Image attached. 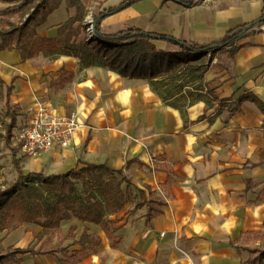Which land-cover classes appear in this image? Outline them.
<instances>
[{
	"label": "crops",
	"instance_id": "1",
	"mask_svg": "<svg viewBox=\"0 0 264 264\" xmlns=\"http://www.w3.org/2000/svg\"><path fill=\"white\" fill-rule=\"evenodd\" d=\"M197 1L186 7L172 0H141L107 17L100 31L111 34L139 28L130 21L126 28L102 30L107 19L121 14L126 18L133 11L138 16L157 15L159 21L163 14L165 19L164 7L171 2L172 26L158 24L156 33L208 45L264 12L263 0H239L243 6L232 9L229 5L234 0H207L202 5ZM74 12L61 4L38 28L37 35L55 37L58 26ZM260 31L238 42L234 77L214 71L204 75V82L217 77L222 82L216 90L220 102L207 105L204 100L197 101L183 114L158 96L150 79L121 76L101 66L84 67L66 55L39 54L22 62L18 51H0V87L8 92L5 106L8 101L21 109L15 115L10 139L14 145L11 155L16 149L19 167L22 159L18 152L27 154L17 146L14 134L29 119L30 105L39 100L60 115L74 114L82 127L74 133L70 147L52 149L42 157L46 164L40 167L47 174L34 173L50 176L85 165H105L123 170L147 200L153 197L165 203L162 214L146 225V207L133 211L134 204L129 201L108 217L116 222L110 237L99 225L73 217L62 221L60 232L64 235L70 227L75 228V241L84 231L99 238L93 251L75 264H246L249 254L238 252L232 243L242 234L264 230V199L260 200L264 195V165H260L264 162V115L253 103H239L238 98L250 93L264 103V29ZM154 44L158 49L166 47L162 42ZM130 161L135 162L126 167ZM137 199L140 202L139 196ZM41 233L39 226L26 223L10 234H0V244L36 250L47 237ZM38 234L40 239L35 238ZM16 235L25 238L27 245L8 243ZM32 240L35 243L28 246ZM53 240L56 245V238L45 245ZM72 242L69 239L62 246L71 245V251L89 248V244L81 247ZM250 244L261 247L264 240ZM20 258L21 264H60L52 255Z\"/></svg>",
	"mask_w": 264,
	"mask_h": 264
},
{
	"label": "trees",
	"instance_id": "2",
	"mask_svg": "<svg viewBox=\"0 0 264 264\" xmlns=\"http://www.w3.org/2000/svg\"><path fill=\"white\" fill-rule=\"evenodd\" d=\"M139 1L141 0H123L115 7L97 11L95 28L99 42L86 43L77 40L85 16L84 6L79 0H0L1 3L9 5L2 11L3 17L0 19V51L16 50L22 62L39 54L66 55L74 57L84 67L101 66L121 76L150 79V84L158 96L182 114L197 101L204 100L207 105L220 102L216 90L221 87L222 82L218 77L204 82V75L208 71H214L216 74L225 73L230 78L234 77L232 64L239 48L238 42L261 32L260 28L264 27V12L262 11L258 19L228 30L218 41L208 45L191 44L167 34L145 32L136 27L111 34L100 31V25L107 17ZM172 1L186 7L193 6L191 0ZM62 2L66 8L74 9V15L58 26L55 37H39L38 28L46 23ZM9 16L16 18L11 20ZM154 42H162L166 47L158 49ZM218 51H226L227 61L212 63L209 59L204 63L195 58H204L208 53L213 58ZM242 101L253 103L264 115V103L254 95H242L238 102ZM5 107L10 119L5 127V142L9 145L15 126V107L9 105L8 101ZM16 153L17 150L12 149L13 164L18 172L17 180L14 185L0 192V234H10L23 224L29 223L39 226L42 229L41 234H47V237L36 250L33 247L11 246L0 250V264H21L20 256L27 254L52 255L60 264L80 262L99 244V238L84 231L75 241V228L70 227L63 235L59 230L60 223L73 217L81 222L99 225L110 237L116 222L108 217L122 210L129 202L131 181L123 170H112L105 165H85L64 174L50 176L34 172L23 175ZM134 162H127L126 167ZM260 165H264V162ZM123 183L125 190L121 188ZM79 184L83 193L78 191ZM146 189L149 190L147 187ZM137 191L140 202L134 198L133 211L145 206V223L149 225L155 216L162 214L161 207L165 203L153 197L147 200L143 190ZM261 199H264V195ZM41 234L35 238L40 239ZM54 238L57 239L56 245H45ZM69 239L73 241L72 245L84 247L89 244V248L71 251V245L62 247L63 242ZM263 240L264 230L242 234L232 245L238 252L246 251L249 254L246 264H264V246L255 247L250 244ZM241 241L244 246L237 245ZM249 244L250 246H245Z\"/></svg>",
	"mask_w": 264,
	"mask_h": 264
},
{
	"label": "rangeland",
	"instance_id": "3",
	"mask_svg": "<svg viewBox=\"0 0 264 264\" xmlns=\"http://www.w3.org/2000/svg\"><path fill=\"white\" fill-rule=\"evenodd\" d=\"M79 1L83 3L84 9H85V16L82 19L80 35H79L77 40L78 41H84L86 43L95 42L92 36L87 40L90 33L86 30V27H88L89 25H92L94 31H96V28H95V24H96L95 23V14H96V12L97 11L101 12V11L107 10L109 8L115 7L122 0H79ZM263 2H264V0H263ZM228 3H230V2H228ZM61 4H64V3L62 2ZM169 4H171V2H168L164 7V14L166 15V18L162 19L163 18V14H162V16H161L162 18L160 21L157 19V15L138 16L136 13H134L136 11H133V12H128L127 14L129 16H127L126 18H122L123 15L121 14V15H117V17L107 19L104 22L105 25H102L103 26L102 30L104 32H111V30H114L113 27H118L120 29L126 28V27L131 26L128 24V22H130V21H131V24H133L134 26H137L139 28H142L145 32H147V31H155V32L158 31V24L159 25H167V26L170 25V26H172L171 21H173L174 20L173 17H175L174 7H173V5H169ZM242 4H244V3L239 1V0H234L233 4L229 5V7H231V9L232 8H239L240 6H243ZM8 6L9 5H5V4L0 2V19L3 17L2 11L5 8H7ZM137 6H139V5H137ZM142 6H145V4H143ZM66 9H68V8H66ZM9 18L11 20H15L16 17L15 16H9ZM121 18H122V20H120ZM168 20L169 21L171 20V21L169 22ZM108 25L111 27H107ZM0 27H1V25H0ZM195 58H197L196 59L197 61L202 60V62H204V63H207V61L209 59L212 61V63H216V62L221 61V60L227 61L226 51L216 52V54L213 58L210 57V53L206 54L204 58H201L198 56ZM7 93L8 92L3 87H0V192L11 187L12 185H14V183L17 180V176H18V173H17V171H16V169L12 163L11 148H14V145L11 142L10 146H7L5 144L4 139H3L5 126L9 122V118L7 116V112H6V108H5V100H6ZM20 111H21L20 108H15L13 113L15 115H18ZM46 154H48V153H41V154L27 156V155L21 154V152L19 151L18 157H21V159H22L21 163H20L21 173L23 175H26L29 172H42L44 175L47 174V172L43 171L42 167H40L41 164H43V163L46 164V161H42V157L45 156ZM26 157H30V159H25ZM125 176L131 181V184H130L131 187H129L128 199L130 202H133V204H134V200H135L134 198H137L138 191H137V189H135L134 185L132 184V178H130L129 175H127V174ZM77 188H78L79 192H82L80 184L78 185ZM121 188L123 190H125V183L122 184ZM82 197L84 198L83 195H82ZM10 241L11 242L12 241H18L19 245H22V246L18 245L16 247H24L27 245L26 239L22 238L21 235L13 236L12 238H10L8 240V243ZM35 241L36 240H32V242L28 246H32L35 243ZM52 242L54 245V243L56 241L53 240ZM52 242L50 244H46V246L53 247ZM11 246L15 247V245H11ZM0 248H2V250L6 249L5 246L2 245V243L0 244ZM26 264H29V262H27Z\"/></svg>",
	"mask_w": 264,
	"mask_h": 264
},
{
	"label": "built area",
	"instance_id": "4",
	"mask_svg": "<svg viewBox=\"0 0 264 264\" xmlns=\"http://www.w3.org/2000/svg\"><path fill=\"white\" fill-rule=\"evenodd\" d=\"M206 2L207 0L197 1L200 5ZM86 30L90 33L87 40L92 36L94 41L99 42L92 25L86 27ZM28 112L29 119L14 134L17 146L27 155L70 147L74 133L82 127L74 114L60 115L39 100H35L30 105Z\"/></svg>",
	"mask_w": 264,
	"mask_h": 264
}]
</instances>
